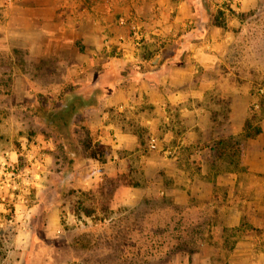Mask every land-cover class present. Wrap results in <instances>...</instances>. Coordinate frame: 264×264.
<instances>
[{"label": "crops", "instance_id": "crops-1", "mask_svg": "<svg viewBox=\"0 0 264 264\" xmlns=\"http://www.w3.org/2000/svg\"><path fill=\"white\" fill-rule=\"evenodd\" d=\"M258 1L0 0V24H7L11 40L15 101L23 103L36 92L54 97L55 108L64 105L71 112L61 125L85 128L105 149L104 162L82 153L74 186L89 188L100 174L134 167L147 178L164 171L186 173L187 151L189 160L200 161V169L189 170L183 187L175 181V201L187 203L194 191L202 196L206 189L207 203L223 211L221 230L247 229L229 250L228 264H264V120L261 134L244 139L240 167L219 168L223 159L216 144L239 136L256 102L249 86L240 87L231 63L242 16ZM219 10H224L225 26L215 24ZM131 14L147 34L138 46L130 38L135 21L118 22ZM45 71L58 79L41 82L37 78ZM223 94L229 95L226 102L220 100ZM136 126L147 130L146 144ZM34 135L42 159L50 158L55 137L44 131ZM11 153V147L0 146L1 158L7 154L11 161ZM122 185L123 193L135 188ZM60 208L53 203L47 210L48 237L60 226ZM214 262L211 255L204 259V264ZM2 264L25 262L11 260L9 249Z\"/></svg>", "mask_w": 264, "mask_h": 264}, {"label": "rangeland", "instance_id": "rangeland-1", "mask_svg": "<svg viewBox=\"0 0 264 264\" xmlns=\"http://www.w3.org/2000/svg\"><path fill=\"white\" fill-rule=\"evenodd\" d=\"M6 25L0 24V146L11 147L13 153L11 161L7 154L0 157V264L9 249L11 260L21 257L25 264H204L209 255L214 264H228L229 250L247 229L221 230L223 211L207 203L206 189L202 196L194 191L187 203L175 201L171 191L175 181L183 187L180 182L186 181L189 170L194 174L200 169V161L189 160L187 151L186 173L164 171L147 178L133 172L134 167L100 174L89 188L74 186L78 174L74 167L82 160L83 141L90 135L85 128L61 125L70 111L64 105L55 108L54 97L36 92L23 103L15 101ZM232 59L240 87L249 86L256 100L249 111L259 114L264 98V0L242 16ZM21 66L20 62L17 67ZM47 74L37 79L43 83L58 79ZM220 100L226 102L229 95ZM39 131L56 139L55 151L46 160L42 149L34 146L39 140L34 133ZM81 142L82 148H76ZM217 166L237 168L224 159ZM136 182L140 184L123 193L122 184ZM53 203L61 207L57 213L61 223L48 237L46 213Z\"/></svg>", "mask_w": 264, "mask_h": 264}, {"label": "trees", "instance_id": "trees-1", "mask_svg": "<svg viewBox=\"0 0 264 264\" xmlns=\"http://www.w3.org/2000/svg\"><path fill=\"white\" fill-rule=\"evenodd\" d=\"M214 21L215 24L219 26L226 25V21L224 18V10H219L217 12ZM261 96L263 97L264 93H261ZM259 105L261 110L260 113L259 114L252 113L247 117L243 126V131L239 134L238 137L229 136L226 138H221L216 142L218 146L219 157L227 160L229 163H235L236 167H238L241 162V156L243 155V148H244V143H243L244 139L255 138L263 132L261 120L264 117V98H261ZM70 115L71 112L69 113V115H67V117L64 118L65 121L67 120L66 118H68V116ZM136 132L139 134V137L141 138V144L144 143L146 144L144 137L147 133V130L142 126H136ZM83 146H84V150L87 152V154L90 157L97 159L100 162L105 161L106 152L99 142H93V140L88 137V139L83 141ZM139 184H140L139 182H136L135 184L129 183L128 185L136 186ZM90 214L91 213H87V215Z\"/></svg>", "mask_w": 264, "mask_h": 264}, {"label": "built area", "instance_id": "built-area-1", "mask_svg": "<svg viewBox=\"0 0 264 264\" xmlns=\"http://www.w3.org/2000/svg\"><path fill=\"white\" fill-rule=\"evenodd\" d=\"M130 21H135V23H132V24H136L132 29H131V32H130V38L133 42V44L135 46H138L141 44L142 41L146 40L147 38V34L145 33L143 27L139 24H141V22L138 20H135L134 18V15L131 14V16L129 17H126V16H121L119 19H118V22L119 24H122V25H128L130 24L129 22ZM137 22V23H136Z\"/></svg>", "mask_w": 264, "mask_h": 264}]
</instances>
